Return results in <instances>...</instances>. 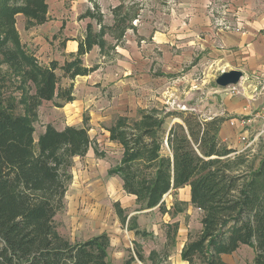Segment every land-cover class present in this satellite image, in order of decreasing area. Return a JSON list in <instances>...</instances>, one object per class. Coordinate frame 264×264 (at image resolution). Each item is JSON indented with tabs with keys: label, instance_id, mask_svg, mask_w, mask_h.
I'll return each mask as SVG.
<instances>
[{
	"label": "rangeland",
	"instance_id": "374dc122",
	"mask_svg": "<svg viewBox=\"0 0 264 264\" xmlns=\"http://www.w3.org/2000/svg\"><path fill=\"white\" fill-rule=\"evenodd\" d=\"M47 2L48 21L31 27L25 18L19 21L22 42L27 43L41 63H48L51 58L62 62L67 41L84 36L89 22L95 30L100 29L95 19L83 16L95 3L99 4L107 25L105 47L93 50L94 46L83 60L97 69L86 80H79L74 89L76 100L63 107L56 106L57 97L44 101L34 121L37 141L48 124L60 128L82 125L84 117H88L94 141L85 156L74 158L65 206L55 216L59 234L74 243L106 232L110 237L109 264H124L130 256L135 257L131 264H188L182 259L181 251L199 234L203 216L191 202L190 186L181 185L163 196L162 201L171 210L177 201H188L186 209L175 216L163 213L159 205L147 208L145 203L138 202L135 195L124 190L122 178L109 173L122 159L124 150L121 143L110 139L108 128L121 116L127 117V124L132 126L144 114L161 117L169 113L163 124L167 130L162 151L172 154L166 141L172 126L180 123L187 129L186 122L201 121L206 123L209 136L216 125H228L233 133L223 140L218 131L217 149H232L226 155L230 159L243 154L249 159L248 164L257 168L264 141L256 148L260 147L259 150H252V146L242 153H234V113L227 111L224 93L234 96L238 84L220 87L216 78L234 66V57L229 56L234 46L225 47L221 34L244 30V18L248 21L254 16L259 20L264 18V0ZM119 5L121 10H117ZM192 16H202L206 21L193 24ZM259 27L257 33L264 34V24ZM217 55L223 59L215 62ZM18 84L9 82L6 95L19 99ZM62 84H66V79H62ZM110 101L112 108L105 112ZM92 107L96 108L97 115L91 114ZM19 110L23 111L22 106ZM191 143L200 152V139ZM118 207L123 209L122 215ZM175 222L179 229L172 242L167 238V230L168 224ZM255 256L254 248L244 244L233 253L223 255V260L226 264H251ZM196 262L204 264L200 258Z\"/></svg>",
	"mask_w": 264,
	"mask_h": 264
},
{
	"label": "trees",
	"instance_id": "16d2710c",
	"mask_svg": "<svg viewBox=\"0 0 264 264\" xmlns=\"http://www.w3.org/2000/svg\"><path fill=\"white\" fill-rule=\"evenodd\" d=\"M48 11L47 0H0V264H109L106 232L71 243L59 234L55 222L65 206L74 158L93 147L88 117L83 125L63 129L48 124L37 141L34 135L44 101L57 97L56 106L63 107L75 100L74 82L61 85L62 79L74 80L97 69L86 66L83 58L94 46L105 47L107 25L95 3L83 16L95 19L100 29L89 22L85 35L76 39L77 51L62 64L56 59L41 63L22 42L17 15L23 14L31 27L48 21ZM11 81L19 83V99L6 95ZM166 114H144L132 126L121 116L108 128L110 139L124 150L109 173L120 176L124 190L138 202L147 208L159 205L172 216L183 212L188 201H177L171 210L163 196L181 185L190 186L191 202L203 216L199 234L181 251L188 264H197V258L204 264H226L223 255L244 244L256 252L251 264H264V157L257 168L243 154L226 157L233 150L217 149L219 125L207 136L201 121L186 122L187 129L180 123L172 126L166 137L172 154L163 153ZM198 139L200 152L191 143ZM118 213L123 209L118 207ZM178 227L177 222L168 224L169 241L175 242ZM134 260L130 256L124 264Z\"/></svg>",
	"mask_w": 264,
	"mask_h": 264
},
{
	"label": "crops",
	"instance_id": "0c3cea01",
	"mask_svg": "<svg viewBox=\"0 0 264 264\" xmlns=\"http://www.w3.org/2000/svg\"><path fill=\"white\" fill-rule=\"evenodd\" d=\"M23 19L26 20V17L23 14L17 15L16 25L20 34H21V27L19 26V21L21 23ZM244 19H245L244 30L234 31V33L221 34L222 36L221 41L225 47L234 46V51L229 54L230 58L234 57V66H231L226 70L239 69L243 72V77L240 83H238V85H236L234 88V96H232V94L230 95L229 93H224L225 94L224 100L227 106L226 108L227 111L234 113V121L240 117L251 119V123L248 124L247 126L248 132L250 138L256 137L252 150L253 149L259 150L260 147L258 149L256 148L260 146L259 143L264 141V130H262L264 128V119L262 117L264 113V34L260 35L259 33H257L256 28H260L259 26L264 24V18H261L259 20L257 19L256 16H254L251 21L250 20L248 21V19L246 18ZM203 21L205 22L206 19H204V17L202 16L199 17L192 16L193 24L200 25L202 24L201 22ZM77 38L78 37H72V39L67 41L68 43L66 49L62 51L63 61L62 62L59 61L61 64L68 57L69 53L77 51L78 49V40H76ZM25 44L27 45V43ZM96 47L98 46H95L93 50H95ZM97 50H99V47ZM224 50L225 48H223V51ZM216 51H219V49L217 48ZM86 56H89V54L87 53L84 56L83 60H85ZM53 59L54 58H51L49 61ZM222 59L223 56L220 55L214 61L217 62ZM85 65L90 66L88 64ZM89 76L91 75H78L74 80H69L66 78H64V80L66 79V84L69 83L70 81H73L74 89H75L77 88V84L79 80L82 82L83 80H86ZM73 94L76 100L75 92ZM72 102L66 104H71ZM98 103H100V101H98ZM111 104L112 103L110 101L107 105L108 108L105 110V112L111 110L112 108ZM91 109H92L90 110L91 114L92 113L94 115L98 114L96 108L92 107ZM69 125H73V124H69ZM55 127L58 129L65 128V126L61 128L57 126ZM243 130H244L243 126L235 122L234 153L237 154L242 153V149L244 146L243 142L240 140V135L243 132ZM232 133H233V128L231 129V127H229L228 125H224V124L221 125L219 130V137L221 139L223 140H227V138L229 139ZM263 157H264V150L262 151V154L258 159L259 163Z\"/></svg>",
	"mask_w": 264,
	"mask_h": 264
},
{
	"label": "water",
	"instance_id": "95a60500",
	"mask_svg": "<svg viewBox=\"0 0 264 264\" xmlns=\"http://www.w3.org/2000/svg\"><path fill=\"white\" fill-rule=\"evenodd\" d=\"M243 77V72L239 69H230L221 72L216 78V83L220 87H228L238 84Z\"/></svg>",
	"mask_w": 264,
	"mask_h": 264
},
{
	"label": "built area",
	"instance_id": "2783aa9c",
	"mask_svg": "<svg viewBox=\"0 0 264 264\" xmlns=\"http://www.w3.org/2000/svg\"><path fill=\"white\" fill-rule=\"evenodd\" d=\"M262 117L264 119V113H263ZM235 122L239 123L244 128L243 132L240 135V140L244 144L242 151L247 149V148H249V147H252L253 143L256 140V137L250 138V135H249V132H248L247 126H248V124L251 123V119L250 118L247 119L245 117H240L237 120H235L234 122H232V124L234 125ZM262 130H264V128Z\"/></svg>",
	"mask_w": 264,
	"mask_h": 264
}]
</instances>
